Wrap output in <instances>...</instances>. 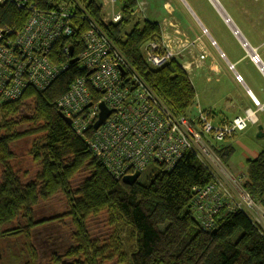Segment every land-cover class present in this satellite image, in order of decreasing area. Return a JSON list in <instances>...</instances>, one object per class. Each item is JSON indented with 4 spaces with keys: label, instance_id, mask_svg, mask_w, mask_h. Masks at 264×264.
Masks as SVG:
<instances>
[{
    "label": "trees",
    "instance_id": "1",
    "mask_svg": "<svg viewBox=\"0 0 264 264\" xmlns=\"http://www.w3.org/2000/svg\"><path fill=\"white\" fill-rule=\"evenodd\" d=\"M30 1L43 9L52 2L73 4L72 32L59 39L56 50L61 51L65 44L76 56L91 19L169 111L188 118L195 99L191 82L176 59L156 68L147 63L143 46L151 40L159 41L161 34L156 23L137 17L135 0H117L121 12L117 22L103 19L100 0ZM27 16L26 9L9 2L0 4V27L19 29ZM58 57L50 60L59 63ZM84 73L77 64L68 65L46 88L30 87L17 100L0 101V246L14 252L11 260L38 264L31 230L67 218L73 226L72 245L62 255L52 254V264H103L113 260L118 264H264V238L245 212L223 208L215 215L210 231L201 227L192 209L191 188L204 187L211 174L192 152L186 151L168 170L151 164L155 169L148 177L132 184L116 179L105 169L56 107L57 98ZM26 101L31 102L32 112L27 118L20 115ZM26 137H33L28 153L38 169L32 179L23 181L11 163L16 155L10 144ZM231 153L230 145L219 149L223 161ZM245 165V188L264 204V150L247 159ZM81 171L89 176L73 188L70 182ZM57 193L63 195L66 210L53 218L35 220L33 207ZM100 213L111 228L106 241L91 238L87 228L89 216ZM2 239L7 241L2 243Z\"/></svg>",
    "mask_w": 264,
    "mask_h": 264
},
{
    "label": "built area",
    "instance_id": "2",
    "mask_svg": "<svg viewBox=\"0 0 264 264\" xmlns=\"http://www.w3.org/2000/svg\"><path fill=\"white\" fill-rule=\"evenodd\" d=\"M102 1L106 7L117 3V0ZM5 2L26 9L28 16L19 29L0 27V101L17 100L30 87L42 90L68 65L77 64L85 73L73 79L57 98L56 107L70 119L71 129L83 137L93 156L111 175L122 179L134 171H144L150 164L168 170L190 151L211 174L204 187L191 188L192 209L201 227L210 231L215 215L225 208L248 214L264 238V206L246 190L247 175H233L219 155L225 139L256 122L257 112L262 109L258 100L254 99L255 113L251 107L246 108L222 125L215 124L213 109L199 110L192 119L176 117L91 19L76 56L74 53L70 56L68 45L63 44L61 51L55 49L59 39L72 32L76 12L73 4L52 2L43 9L30 0H0V4ZM120 17L121 12H114L109 21L117 22ZM241 45L264 73L258 55L247 49L248 44L241 42ZM143 54L154 68L173 58L162 38L145 43ZM57 55L60 62L53 63L50 57ZM73 57L76 61L70 63ZM235 78L242 80L238 74ZM100 103L110 113L93 129Z\"/></svg>",
    "mask_w": 264,
    "mask_h": 264
},
{
    "label": "crops",
    "instance_id": "3",
    "mask_svg": "<svg viewBox=\"0 0 264 264\" xmlns=\"http://www.w3.org/2000/svg\"><path fill=\"white\" fill-rule=\"evenodd\" d=\"M135 1L136 15H141L144 19H148L159 26L164 45L173 51V59L178 61L191 82L195 99L191 106L194 109L192 113L190 112V119L195 118L199 110L213 109L216 113L215 124L222 125L235 116L241 115L244 109L252 107L251 98L264 102V73L259 71L257 65L250 62L249 55L243 49L240 40L231 34L232 30L230 32L229 27L223 23L221 16L211 9L207 0L204 1L214 14L213 21L223 25L226 31L215 30L214 26L211 27L210 22L213 21L203 22V19L190 4L192 2L195 4L200 0H180L184 8L193 15V19L207 32V36L204 37L196 27L192 26L189 34L184 29L187 33L186 35L183 32L186 35L185 38L180 36L181 33L168 20L170 16L176 17L177 15L184 21L182 17L185 18V15L179 7L176 8L177 11L180 10L178 14L176 9L174 10L169 4V0ZM215 1L238 29L241 38L255 49L260 63L264 66V0ZM139 3L142 4L141 7H139ZM234 4L236 11L233 10ZM183 21H181L182 24ZM186 23L192 25L191 21L187 20ZM177 24L179 26V22ZM211 41L214 44H211ZM202 52L205 55L204 61L198 59ZM236 74L241 76V81L235 80ZM257 114V123L247 128L255 127L258 131V126L261 127L262 135L258 136V139L262 141L263 148L256 149L252 146H246L235 139V135L227 139L222 145H230L233 153L232 143L235 141L243 149L245 161L255 158L260 151L264 150V110L258 111ZM231 155L226 161H223L225 167L233 175L240 173L246 175V165H244L245 170H240L242 165L237 167L230 162ZM262 201L264 203V193ZM262 205L264 206V204Z\"/></svg>",
    "mask_w": 264,
    "mask_h": 264
},
{
    "label": "rangeland",
    "instance_id": "4",
    "mask_svg": "<svg viewBox=\"0 0 264 264\" xmlns=\"http://www.w3.org/2000/svg\"><path fill=\"white\" fill-rule=\"evenodd\" d=\"M209 5L211 6V9L219 16H221L220 12L216 9L214 4L207 0ZM102 5V17L105 21H109L110 15L114 12H120V5L117 3L113 5H103V1L100 0ZM169 4L173 7L175 10L176 8H180L181 11H183L185 18L184 21L176 15L170 16L169 21L172 22V25L175 26V28L181 33L180 36L185 38L187 33L189 34L190 30H192V26L196 27V29L199 31L201 35L204 37L207 36V32L205 29L201 28L197 21L193 19V15L187 11L186 8L181 4L180 0H169ZM188 2V1H187ZM191 6L195 9L196 13L200 16L201 19H203V22L207 21H213L214 20V14L210 10L208 4L204 0H200L199 2H196L195 4L192 2L190 3ZM140 7L142 4L139 5ZM175 7V8H174ZM188 7V6H187ZM189 9V8H188ZM179 11L178 12L179 14ZM230 11V9H228ZM233 10H235V4L233 7ZM213 14V15H212ZM140 19H144L141 15L137 16ZM178 21H177V20ZM209 19V20H208ZM221 19L225 25L229 27V25L224 21V17L221 16ZM230 19V18H229ZM191 21L192 25H187L186 21ZM183 21V24L181 23ZM179 22V26L177 24ZM211 27L214 26L215 30L219 31H226V28L218 24L216 21L210 22ZM171 26V25H170ZM180 27V28H179ZM129 29V26L126 28ZM186 29L187 33L184 31ZM230 29V27H229ZM182 30V32H181ZM228 31V30H227ZM186 35H184V33ZM231 32V29H230ZM229 33V32H228ZM231 34L236 38L237 36L233 34V31ZM189 36V35H188ZM238 38V37H237ZM246 41V40H245ZM241 43V42H240ZM248 44V42L246 41ZM211 44H214L213 41H211ZM248 46L253 50V52L256 53L255 49L252 48L249 44ZM244 49V48H243ZM245 50V49H244ZM171 51V50H170ZM172 55L174 57L173 51ZM245 53V52H244ZM257 54V53H256ZM250 62L251 59L248 57ZM199 60L204 61L205 55L202 52V54L198 57ZM253 63V62H252ZM236 77V75H235ZM236 80V78H235ZM237 81V80H236ZM239 82V81H238ZM259 101V100H258ZM252 107H256L254 98H251ZM259 103L262 105V109L259 110L260 112L264 110V102ZM251 107V109H252ZM31 108V102L26 101L24 106H22V109L20 111V115L22 117H29L32 112H30ZM250 108V107H248ZM194 107H191L188 110V118L190 119V114L193 112ZM256 109V108H255ZM255 109L253 113H255ZM245 110V109H244ZM191 112V113H190ZM258 113V112H257ZM258 115V114H257ZM256 115V117H258ZM231 121V120H230ZM229 121V122H230ZM258 119H256V122L253 123L255 125L257 123ZM228 123V122H227ZM251 125V124H250ZM249 125V126H250ZM23 130H25V126L21 127ZM251 129L250 131H248ZM248 131V132H247ZM258 131L255 127H250L245 130H242L240 132L235 133L236 138L246 146H252L253 148L260 149L263 148L262 141L258 139L257 136ZM234 136V135H233ZM232 136V137H233ZM33 137H26L21 138V140H17L10 144L11 149L13 150V153L16 155V159L11 160L12 165L14 166L15 171L17 172L19 177L22 178L23 181H28L33 178L36 170L38 169L37 165L32 162L31 157L29 156L28 149L30 146V142L32 141ZM227 141V139L224 140V143ZM232 146L234 147V151L230 157V162L233 163L235 166L239 167L242 165L240 170H245V158L243 154V149L233 141ZM155 169L154 165H149L145 168L144 171L141 172L139 175V180L144 181L148 175ZM23 172H27V175H23ZM89 176V173L87 171H81V173H78L75 178L71 180V185L73 188H77L79 184L82 183V181ZM34 218L35 220H41L46 218H53L60 214H62L66 210V202L61 193H57L55 196H53L49 201H42L40 200L34 207ZM87 228L88 232L91 236V238L99 239L100 241H106L109 233L111 232V228L107 226L105 215L104 213H100L97 216H89L87 220ZM73 231V226L71 224V221L67 218L49 222L44 225H40L35 227L30 232V241L34 248L36 249L37 253V263L38 264H52L50 261V256L52 254L62 255V253L72 245L71 241V233ZM239 232L235 233L231 238L234 240L238 236ZM20 239V240H19ZM6 240V239H5ZM2 239V243L5 241ZM19 242H22V239L18 238ZM7 241V240H6ZM9 241V240H8ZM14 241V240H13ZM15 242V241H14ZM21 244V243H20ZM11 254L14 255V252L10 249H6L4 245L0 246V264H17V261L13 262L10 258ZM103 264H118L115 263V261L105 262Z\"/></svg>",
    "mask_w": 264,
    "mask_h": 264
},
{
    "label": "water",
    "instance_id": "5",
    "mask_svg": "<svg viewBox=\"0 0 264 264\" xmlns=\"http://www.w3.org/2000/svg\"><path fill=\"white\" fill-rule=\"evenodd\" d=\"M211 2H212V0H210ZM213 3V2H212ZM221 16H222V14H220ZM223 17V16H222ZM225 19H224V21L227 23V21L228 20H230L229 19V17L225 14V17H224ZM229 27H230V29L234 32V31H236V32H238V29L233 25V26H230L229 25ZM239 40H240V42H241V39L240 38H238ZM243 40V39H242ZM243 42V44L245 45H247V43H246V41L245 40H243L242 41ZM248 46V45H247ZM249 47V46H248ZM250 48V47H249ZM248 49V48H247ZM69 54H70V56H72L73 55V49H72V47L70 46L69 47ZM76 61V58H71L70 59V63H74ZM121 70V69H120ZM121 73H123L122 72V70H121ZM99 108H100V112H99V115H98V119L95 121V123L93 124V129H97L98 128V126L105 120V118L107 117V115L110 113V110L109 109H107L105 106H104V104L103 103H100L99 104ZM60 116L62 117V119L68 124V125H70V119L69 118H67V117H65L61 112H60ZM262 135V129H261V127L260 126H258V133H257V136H261ZM138 177H139V172L138 171H134L132 174H130V175H126V176H124L123 178H122V182H124V183H126V184H132L133 182H135L137 179H138ZM214 231V230H213Z\"/></svg>",
    "mask_w": 264,
    "mask_h": 264
},
{
    "label": "bare ground",
    "instance_id": "6",
    "mask_svg": "<svg viewBox=\"0 0 264 264\" xmlns=\"http://www.w3.org/2000/svg\"><path fill=\"white\" fill-rule=\"evenodd\" d=\"M212 2H213V4H214V6L216 7V9L222 14V16L223 17H225V12L222 10V8L220 7V5L215 1V0H212ZM227 24L228 25H230V26H233V24H232V21L231 20H228L227 21ZM239 32V31H238ZM236 36L238 37V38H240L241 39V35L239 34V33H236ZM243 39V38H242ZM241 39V42L244 40H242ZM247 47V46H246ZM248 49L250 50V48L248 47Z\"/></svg>",
    "mask_w": 264,
    "mask_h": 264
}]
</instances>
